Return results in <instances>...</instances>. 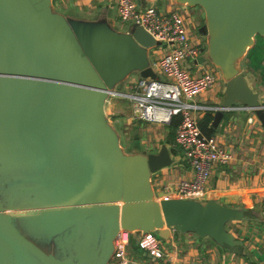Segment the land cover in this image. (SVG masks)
Returning a JSON list of instances; mask_svg holds the SVG:
<instances>
[{
    "label": "water",
    "instance_id": "95a60500",
    "mask_svg": "<svg viewBox=\"0 0 264 264\" xmlns=\"http://www.w3.org/2000/svg\"><path fill=\"white\" fill-rule=\"evenodd\" d=\"M150 1L137 0L141 10ZM175 1L204 10L195 62L221 72V106L245 104L264 128V101L243 68L264 36V0ZM96 11L0 0V264H110L121 229L134 245L145 232L167 240L180 230L243 253L227 224L263 219L259 211L156 191L153 175L174 162L168 145L122 146L106 105L130 75L158 77L150 50L165 43L136 22L116 27L109 5Z\"/></svg>",
    "mask_w": 264,
    "mask_h": 264
},
{
    "label": "crops",
    "instance_id": "0c3cea01",
    "mask_svg": "<svg viewBox=\"0 0 264 264\" xmlns=\"http://www.w3.org/2000/svg\"><path fill=\"white\" fill-rule=\"evenodd\" d=\"M149 4L156 5L163 11L179 9L182 14H191V16L187 17V22L190 26V36L194 41H199L200 53H202L207 41L205 35L199 32L201 25L197 30L196 23L192 21L194 20V13L184 12L197 6L179 5L175 0H151ZM104 5H109L110 10L114 11L118 17L114 0H96V5H93V8L95 6L97 10ZM203 16L205 17L204 12ZM201 36L205 38V45L202 44ZM257 37L255 38V45L249 49L244 58L243 68L248 69V77L251 84L254 89L260 92L262 101H264V76L261 72L256 70L255 72L254 67L249 63V54L251 52H253L252 56L255 61H258V58L264 55L262 53V50H264L263 43L260 44L259 49L255 47ZM258 44L259 41H257ZM162 49V47H156L150 50V56L154 64L157 57L162 53ZM208 63L209 61L207 60H200L198 63L187 61L185 65L190 70L191 67L202 70L207 68ZM258 65L264 69L262 66L263 62L260 61ZM217 71L219 80L215 88L202 93L196 97V100L209 105L222 104L225 81L221 72ZM255 73L260 74V78L258 75L255 76ZM140 77L139 74L130 75L125 80L121 90L126 89L133 80ZM254 78L259 80L255 81ZM117 98L120 97L110 96L106 110L120 132L122 146L130 148L132 145H137L148 152H153L157 151L165 143L174 158L172 165L162 168L153 175L152 184L154 189L156 191H167V185H171L172 188L179 179L192 178L194 170L183 150L176 144L175 139L169 136L167 123L147 122L134 111L133 102L131 104L124 103L122 101L123 98L121 100ZM235 104L245 106L242 103ZM217 111H211L214 114V119ZM224 111L220 123L217 126L213 124L215 133L212 137L217 139L221 146L233 153V159L229 163H218L213 167L206 193L202 199H207L214 195L219 202L225 205L232 207L247 206L255 210H257L255 207L259 205L263 208L259 212L264 216V128L256 114L248 107ZM204 112L206 111L199 112V120ZM120 118H126V120H119ZM139 120H144L145 124L138 123ZM116 123H119V127ZM120 123L130 125L131 128L129 127V130H133L132 137L126 144L122 142L124 131L126 130L121 128ZM227 228L236 238L244 241L243 253L227 252L209 236L200 237L195 233L171 230L170 238L167 239L169 246L163 247L166 251L165 256L155 257L150 255L141 249L139 244L134 245L132 242L130 243L129 254L134 259V264H205L207 262H212L213 264H264V218H246L231 221L230 224H227ZM162 240L165 239L160 238L161 242Z\"/></svg>",
    "mask_w": 264,
    "mask_h": 264
},
{
    "label": "built area",
    "instance_id": "2783aa9c",
    "mask_svg": "<svg viewBox=\"0 0 264 264\" xmlns=\"http://www.w3.org/2000/svg\"><path fill=\"white\" fill-rule=\"evenodd\" d=\"M118 17L122 21L141 24L157 40L165 43L156 59L157 78L140 77L126 89L115 91L133 101L134 111L151 123H169L173 116L180 115L176 128V144L183 150L194 170L192 178H181L166 189L180 197L202 199L206 193L213 167L229 163L233 153L220 142L203 132L199 125V112L247 108L232 104L227 107L209 105L196 97L215 88L219 80L217 70L206 69L194 74L185 62H193L200 53L199 41L190 36L188 22L179 9L163 11L156 5L141 10L137 0H114ZM116 250L110 264H134L130 256L131 233L121 229L116 237ZM139 247L155 257H163L166 251L154 232H145ZM205 264H213L207 262Z\"/></svg>",
    "mask_w": 264,
    "mask_h": 264
},
{
    "label": "rangeland",
    "instance_id": "374dc122",
    "mask_svg": "<svg viewBox=\"0 0 264 264\" xmlns=\"http://www.w3.org/2000/svg\"><path fill=\"white\" fill-rule=\"evenodd\" d=\"M54 5H55V8L57 10L63 11V12H66L65 8L76 6L77 11L76 12L74 11V13L79 14L78 16H82V17H86V18L94 19L99 14L98 11H96V7L94 6V8H93V5H96V0H63L62 2L54 3ZM202 10L203 9L200 6H197L196 8H191L190 10L184 11V12H192V13H194V18H193L194 20H192V21H194L196 23L195 25L197 26V30H198V27L204 23V16H203V12L204 11L202 12ZM110 14H111L112 17H114L115 25L119 29H126V28H128L131 25V22L122 21L119 17H117L115 15L114 11L110 10ZM183 15L185 16L186 20H187V17L191 16V14H186V13H183ZM188 26H189V24H188ZM189 28H190V26H189ZM201 39H202V44L205 45L206 41H205L204 36H201ZM257 41H259V44H258V49H259L260 44L263 43V45H264V36H259L258 35ZM257 41H256V44H257ZM262 51H263L262 53H264V50H262ZM252 54H253V52H251L249 54V57H250L249 63L254 67V71L256 70L257 72H261L263 74V76H264V70L262 71L263 68L262 67L261 68L258 67V64L255 63V59L253 60ZM260 61L263 62L262 66L264 67V55L263 56L261 55L258 58V62H260ZM208 68L216 70L215 66L212 63H210V62L207 64V68H205V69H208ZM205 69L197 70V69H195V68L193 69V67H191V70H192V72L194 74L203 73ZM254 75L257 76L258 73H255ZM258 77L260 78V74L258 75ZM254 80L256 81V80H259V79L254 78ZM114 97H120V98H117L118 100H121L123 98L122 101L124 103L131 104V102H133L131 99H129L127 97H122V96H119V95H115ZM113 100H115V98H113ZM119 120L125 121L126 118H120ZM138 123L145 124L144 120H139ZM116 124L119 127V123H116ZM120 124H121L120 125L121 128L123 130L124 129L126 130V131H124V136L122 138L123 144H126V143H128V140L132 137L133 130H129V127L131 128L130 125H127L125 123H120ZM255 208L257 209V211H259V210L262 211V209H263L259 205H257ZM230 223L231 222H229L228 224H230ZM154 234H156V233H154ZM161 246L162 247H168L169 246V241L168 240H162Z\"/></svg>",
    "mask_w": 264,
    "mask_h": 264
},
{
    "label": "trees",
    "instance_id": "16d2710c",
    "mask_svg": "<svg viewBox=\"0 0 264 264\" xmlns=\"http://www.w3.org/2000/svg\"><path fill=\"white\" fill-rule=\"evenodd\" d=\"M62 1L63 0H54L55 3L56 2H62ZM65 10L66 11H72V12L75 11L76 12L77 11V8L76 7H69V8H65ZM255 47L257 48L258 45L256 44ZM255 63L256 64H259L260 62L255 61ZM260 65H258V67L261 68ZM213 120H214V114L211 111L204 112L203 115L201 116L200 120H199V125H200L201 129L208 136H212L215 133V127L213 125ZM180 121H181V116L180 115H175V116L172 117L171 121L169 123H167L168 130H169V136L171 138H173V139L176 138V128L178 127Z\"/></svg>",
    "mask_w": 264,
    "mask_h": 264
}]
</instances>
